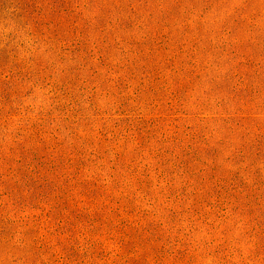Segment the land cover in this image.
<instances>
[{
  "label": "rangeland",
  "instance_id": "obj_1",
  "mask_svg": "<svg viewBox=\"0 0 264 264\" xmlns=\"http://www.w3.org/2000/svg\"><path fill=\"white\" fill-rule=\"evenodd\" d=\"M193 2L0 0V264H264V0Z\"/></svg>",
  "mask_w": 264,
  "mask_h": 264
},
{
  "label": "trees",
  "instance_id": "obj_2",
  "mask_svg": "<svg viewBox=\"0 0 264 264\" xmlns=\"http://www.w3.org/2000/svg\"><path fill=\"white\" fill-rule=\"evenodd\" d=\"M178 1H179V0H178ZM188 1H189L190 3L193 2V0H188ZM177 3H178V2H177ZM177 3H176V4H177ZM193 3H194V2H193ZM194 9H195V8H194ZM211 22L215 23L214 21H211ZM211 22H210V23H211Z\"/></svg>",
  "mask_w": 264,
  "mask_h": 264
}]
</instances>
